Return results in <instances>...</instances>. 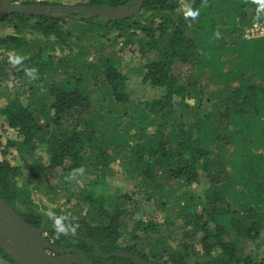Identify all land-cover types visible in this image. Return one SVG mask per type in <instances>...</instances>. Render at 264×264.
<instances>
[{"label": "trees", "instance_id": "16d2710c", "mask_svg": "<svg viewBox=\"0 0 264 264\" xmlns=\"http://www.w3.org/2000/svg\"><path fill=\"white\" fill-rule=\"evenodd\" d=\"M128 1L78 4L119 7ZM186 6L199 15L186 17ZM258 7V0H145L132 17L113 21L85 13L1 17L14 33L0 36V55L10 50L0 60V198L33 227H55L51 215L32 208L29 183L22 180L21 166L10 161L14 152L23 158L42 145L47 159L40 171H80L99 179L78 195L86 208L78 210L72 233L91 241L79 239L78 245L100 264L109 259L138 264L101 256L121 251L154 264H164L165 256L169 264H188L187 244L182 254L168 246L162 239L165 226L199 239L204 259L196 264H264V258L245 253L247 241L264 242V33L246 37L247 29L264 23V14L257 18ZM93 31L113 32L110 46L118 39L123 47L136 45L147 57L142 82L159 93L131 98L127 76L102 55L105 46L99 42L92 46L85 40L71 58L55 60L57 46L65 49L64 43ZM90 48L101 52L98 60L81 62ZM13 52L25 57L20 65L9 63ZM32 67L35 79L25 74ZM9 82L16 87L12 95ZM117 156L157 210L146 212L153 218L132 220L142 211L132 191L97 190ZM196 185H202L200 194L194 193ZM176 188L184 190L176 192L175 216L160 222L156 200L164 205ZM122 233L133 243L122 245ZM51 234L71 239L54 228ZM0 260L16 264L1 248Z\"/></svg>", "mask_w": 264, "mask_h": 264}, {"label": "rangeland", "instance_id": "374dc122", "mask_svg": "<svg viewBox=\"0 0 264 264\" xmlns=\"http://www.w3.org/2000/svg\"><path fill=\"white\" fill-rule=\"evenodd\" d=\"M34 1H47L49 3H60L61 5H73L77 4L78 2H84L86 0H34ZM184 7H179V11H183ZM65 24L64 27H67L69 24ZM14 33L13 27L11 25H6L5 23H0V36H4L6 34H12ZM264 33V23L263 24H254L252 27L247 29L246 31V37L248 36H258ZM92 35H96L94 38H90ZM114 33L113 32H106L101 33L100 31H93L88 32L84 37L79 38V40H73L71 41V38L75 37V34L72 35L70 40L68 42L72 43H64L65 49L60 48L57 46V49L54 51L56 54L55 60L58 59H65V58H71L76 52H78L76 44H83L85 40H88L93 45H97L96 43L99 42L100 45H104L105 50L103 51V56L112 58L117 64L116 66L119 67V69L127 76V90L131 98H146L150 99L154 96H156L159 93V90L150 87L148 84L142 82V75L144 71H142V65L144 63V60H146L147 57L141 55L139 53L138 48L134 44H130L126 47H123L122 41L120 39L117 40L116 46H110V42L114 39ZM65 44L69 46H65ZM112 45V44H111ZM119 47H122L121 49ZM10 51V50H9ZM8 50L4 51L2 55H0V60L2 57L6 56V53L9 52ZM101 52H96L92 48L86 50L82 55H84L80 60L81 62L87 61V60H98ZM86 57V59H85ZM68 60V59H67ZM68 71H71V67H66ZM185 71V69H184ZM73 72V71H72ZM76 75H78L80 72L76 71ZM64 76V73L61 72V75L59 78H62ZM91 84L86 85L85 87H89ZM39 87V86H38ZM92 87V86H91ZM3 89V88H2ZM1 89V90H2ZM5 90V88L3 89ZM16 87L13 86V82L8 83V92H11V95L15 93ZM10 95V94H9ZM26 94H22L21 98H24ZM5 100V98H3ZM2 99V100H3ZM25 101L27 102L28 99L26 97ZM2 124V123H1ZM4 126V124H3ZM52 126V124H50ZM5 127V126H4ZM4 135H10L12 137H16L17 133L16 131H8L4 130ZM15 157L14 159H11L12 164H19L22 169L23 173V179L24 181L29 183V189H30V197L29 201L33 205L32 208L41 214H43V217H48L50 214H55L58 217H63V219H66L67 221H70V232L73 231V222L74 220H77L80 218V216H77L78 210L83 207V210L86 208V205L80 204L79 202V194H82V191L88 189L90 186L93 185V183H97V177L94 173H82L80 171H70V172H63L60 173L59 170L53 173H46L45 171H40V169L44 166L47 159V154L43 150V146L40 145L35 149V152L30 155H25V157H19L16 152H14ZM9 158L12 155V151L9 154ZM36 160V162L34 161ZM122 158L118 157L115 159V161L110 164L112 167V171L109 172V174L105 175L104 182H101V185L97 184V190H105L106 192H113L115 190L120 191H132L139 201V207L142 211H138V214L133 217L132 220H149V217L153 216H146L147 211L153 209L154 207H150V203L144 200L143 198V192L141 190H137V180L133 179L132 177H129L123 172V167L125 165H122ZM89 170V169H88ZM40 172V173H38ZM38 173V174H37ZM102 171L99 172L101 174ZM37 174V175H36ZM170 187V186H169ZM184 190V188H176L174 192L171 193L169 201L165 203L164 205L160 204V200H156V203L158 204L160 210V214L158 215V219L160 222L164 219L165 216L173 218L176 206H173L174 203H176L177 200H175L176 192L181 193ZM202 190V185H196L194 186V193L200 194ZM84 194V193H83ZM79 203V204H78ZM23 208V206H20ZM145 211V213H144ZM157 211L153 209L154 212ZM142 214H145L141 216ZM158 214V213H156ZM157 216V215H156ZM132 221L129 223L128 227L130 228L132 226ZM129 228L126 232H129ZM124 233V232H123ZM122 233V234H123ZM121 234V235H122ZM49 238L55 239L56 235L48 234ZM162 239L163 241L168 244L173 250H176L178 253L182 254L184 253V245L185 243L188 246V253L190 256V259L188 258V264H196L199 261H202L204 259L203 254L201 253V247L199 243V239L196 238H185L183 237V230H177L174 229V226H165V231L162 233ZM63 242H75L72 239L66 240L63 239ZM120 242L122 245H125L127 243H133L132 241L128 240V237L123 234L122 238L120 239ZM256 242H262L260 247H256ZM256 242L247 241L245 253L246 254H252V257L254 255H258L260 258H264V242L260 237ZM256 257L257 259H259ZM156 260H159L156 259ZM161 263L169 264V258L165 256L163 259H160ZM0 264H8L7 261L0 260Z\"/></svg>", "mask_w": 264, "mask_h": 264}, {"label": "water", "instance_id": "95a60500", "mask_svg": "<svg viewBox=\"0 0 264 264\" xmlns=\"http://www.w3.org/2000/svg\"><path fill=\"white\" fill-rule=\"evenodd\" d=\"M145 0H131L119 7L80 6V5H31L17 3L16 0H0V18L9 13L38 15L45 12L54 16L51 12L60 11L61 16L82 12L90 15H103L106 20H120L135 15L141 9ZM44 228H35L23 220L15 210L0 198V248L16 264H52L47 259L45 248H53L43 235ZM66 233V232H65ZM81 240L90 241L81 236H75ZM110 255L127 257L138 264H154L141 260L126 252H118ZM48 262V263H47Z\"/></svg>", "mask_w": 264, "mask_h": 264}, {"label": "flooded vegetation", "instance_id": "af4514ba", "mask_svg": "<svg viewBox=\"0 0 264 264\" xmlns=\"http://www.w3.org/2000/svg\"><path fill=\"white\" fill-rule=\"evenodd\" d=\"M21 1H23V0H20V1L16 0L17 3H22ZM37 2H41V1H36L35 3H29V4L41 5V6L61 5L60 3H57V2L56 3H49V2L37 3ZM23 4H27V3H23ZM73 5H79V4L77 3V4H73ZM80 6H86V5H80ZM108 8H110V7H108ZM44 11L45 12H43L42 14L46 15V11H48V10L45 9ZM51 13L53 15H56V17L61 16L60 11L51 12ZM79 13H82V12L76 11L75 13H73L71 15H67V17L77 18L79 16L78 15ZM85 14H87V13H85ZM99 16L104 17L103 15H99ZM52 17H54V16H52ZM39 228H44L43 235L45 237V240L48 241L51 246H53V248H45L44 249L45 254L47 255V259L53 261L52 264H100L99 258H96V255L93 254V252H89L88 256H87L86 252H84L82 249L83 246L78 245L79 238H76L75 236H77V235L73 234L72 232L63 231V233L66 236L70 237L75 242H70V243L65 242L64 243L63 240H56V239L48 237L49 236L48 234H51V230H53V228L56 229V227L42 226ZM88 242L91 243V241H88ZM95 251L97 252L98 255H101L97 249ZM101 256L104 259H109V257L111 255L107 254V255H101ZM110 263H112L111 259H109V262H102L101 264H110ZM48 264H50V263H48Z\"/></svg>", "mask_w": 264, "mask_h": 264}, {"label": "clouds", "instance_id": "9594fccd", "mask_svg": "<svg viewBox=\"0 0 264 264\" xmlns=\"http://www.w3.org/2000/svg\"><path fill=\"white\" fill-rule=\"evenodd\" d=\"M259 7L257 8V18H259L262 14H264V0H258ZM199 15L198 10H193L191 7L186 6L185 16H190L192 18H195ZM214 35L218 38L219 32L214 33ZM25 59L24 56L16 54L15 52L11 53L8 56L9 63L13 65H20L22 61ZM36 68H26L25 74L29 79H35L36 78ZM53 220V223L57 229V235H59L61 232L65 231L67 228H70V226H66L62 223L63 217H56L54 214H50Z\"/></svg>", "mask_w": 264, "mask_h": 264}]
</instances>
